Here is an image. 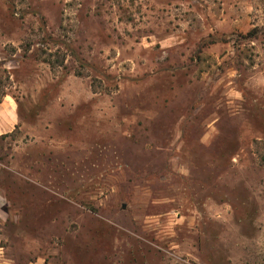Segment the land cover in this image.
I'll return each instance as SVG.
<instances>
[{"label": "rangeland", "instance_id": "1", "mask_svg": "<svg viewBox=\"0 0 264 264\" xmlns=\"http://www.w3.org/2000/svg\"><path fill=\"white\" fill-rule=\"evenodd\" d=\"M0 264H264V0H0Z\"/></svg>", "mask_w": 264, "mask_h": 264}, {"label": "trees", "instance_id": "2", "mask_svg": "<svg viewBox=\"0 0 264 264\" xmlns=\"http://www.w3.org/2000/svg\"><path fill=\"white\" fill-rule=\"evenodd\" d=\"M250 36H253V37H256L259 35L258 33V29H253L252 31H250ZM210 41L208 43H211V42H216V39H209ZM208 43H205V44H208Z\"/></svg>", "mask_w": 264, "mask_h": 264}, {"label": "crops", "instance_id": "3", "mask_svg": "<svg viewBox=\"0 0 264 264\" xmlns=\"http://www.w3.org/2000/svg\"><path fill=\"white\" fill-rule=\"evenodd\" d=\"M16 122V118L14 117V115H13V123H15Z\"/></svg>", "mask_w": 264, "mask_h": 264}]
</instances>
